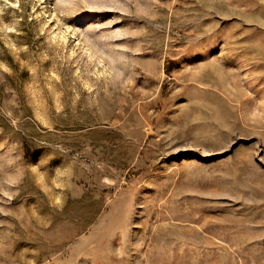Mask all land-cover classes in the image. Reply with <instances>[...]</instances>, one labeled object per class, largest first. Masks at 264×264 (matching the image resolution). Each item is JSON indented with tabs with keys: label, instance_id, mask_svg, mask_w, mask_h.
Returning a JSON list of instances; mask_svg holds the SVG:
<instances>
[{
	"label": "rangeland",
	"instance_id": "obj_1",
	"mask_svg": "<svg viewBox=\"0 0 264 264\" xmlns=\"http://www.w3.org/2000/svg\"><path fill=\"white\" fill-rule=\"evenodd\" d=\"M0 264H264V0H0Z\"/></svg>",
	"mask_w": 264,
	"mask_h": 264
}]
</instances>
